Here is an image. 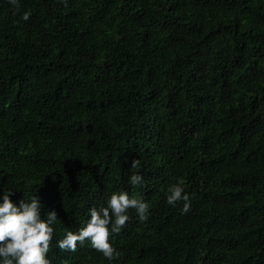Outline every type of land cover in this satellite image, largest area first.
I'll return each mask as SVG.
<instances>
[{"label":"trees","instance_id":"16d2710c","mask_svg":"<svg viewBox=\"0 0 264 264\" xmlns=\"http://www.w3.org/2000/svg\"><path fill=\"white\" fill-rule=\"evenodd\" d=\"M66 3L0 0V198L57 213L51 264H264V0ZM121 192L118 259L58 248Z\"/></svg>","mask_w":264,"mask_h":264},{"label":"clouds","instance_id":"9594fccd","mask_svg":"<svg viewBox=\"0 0 264 264\" xmlns=\"http://www.w3.org/2000/svg\"><path fill=\"white\" fill-rule=\"evenodd\" d=\"M67 6L66 0H64ZM9 3L19 10V0H9ZM29 12H24L21 19L27 22ZM131 167H140V160L132 161ZM130 184L140 186L143 177L133 173ZM14 192H4L0 203V261L2 264H51L47 255L53 240L54 228L51 226L57 221V213L52 211L46 219L41 217V204L36 196L31 202L22 200L20 206L13 204L10 197ZM167 203L175 207L182 203V213L191 210V202L185 193L183 181H179L168 188ZM129 209H135L141 223L149 216L148 203L130 198L127 192L111 195L106 207L90 209V219L78 233L68 231L66 236L58 242L61 251L75 252L78 243L83 246L89 241L91 247L109 261L118 259L120 252L109 242L113 233L119 234L129 221L126 214ZM111 225V228H110Z\"/></svg>","mask_w":264,"mask_h":264}]
</instances>
